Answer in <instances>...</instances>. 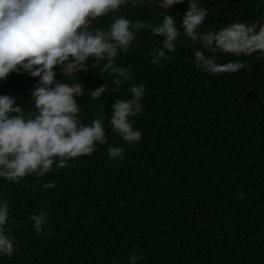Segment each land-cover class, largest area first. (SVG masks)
I'll return each instance as SVG.
<instances>
[{"label":"trees","instance_id":"16d2710c","mask_svg":"<svg viewBox=\"0 0 264 264\" xmlns=\"http://www.w3.org/2000/svg\"><path fill=\"white\" fill-rule=\"evenodd\" d=\"M198 3L207 9L201 33L235 22L264 24L257 17L259 0ZM187 10L189 0L170 9L160 8L159 0H127L89 25L90 31H108L123 16L156 26L172 15L180 36L170 59H161L163 67L151 63V53L164 37L143 28L115 57L114 66L131 69L132 78L121 85L103 71L105 60L90 57L88 71L70 77L55 67L57 81L81 83L78 117L89 125L100 113L106 143L64 168L57 159L42 177L0 178V203L9 204L4 230L15 242L13 255L0 254V264H133V254L135 264H264V53L202 49L184 35ZM197 48L217 63L248 67L209 74L195 66ZM38 82L23 70L12 72L0 80V96L15 97L23 113L33 115L31 92ZM104 84L106 91L93 100L90 91ZM133 85H144L145 93L142 112L129 118L142 136L129 145L110 118L114 102L132 98ZM109 146L123 148V157L110 158ZM51 181L55 188L41 190ZM42 211L47 220L37 233L30 217Z\"/></svg>","mask_w":264,"mask_h":264},{"label":"clouds","instance_id":"9594fccd","mask_svg":"<svg viewBox=\"0 0 264 264\" xmlns=\"http://www.w3.org/2000/svg\"><path fill=\"white\" fill-rule=\"evenodd\" d=\"M142 0H132L133 4ZM184 0H159V7L170 9ZM127 0H0V80L12 72L21 70L39 82L32 90L35 114L26 115L10 95L0 96V178L19 182L35 173L45 176L58 159V168H64L73 158L91 155L97 143H106L103 117L93 119L91 124L81 123L78 114L80 105L76 97L84 95L81 83L70 85L56 80V66L64 76L78 71H88L87 61L95 63L105 60L103 71L117 78L121 85L132 78L131 69L114 66L118 50L127 52L129 45L140 29L164 37L162 47L153 49L151 63L161 67V59H170L168 53L176 50L180 31L172 15L164 16L156 26L123 16L114 20L108 31L99 28L89 30V25L98 17L119 11ZM207 9L198 0H189V10L183 16L184 35L201 48L212 53H231L236 56L264 53V24L259 21L251 25L235 22L217 31L201 33L197 29L203 24ZM201 48L194 50L195 66L209 74L236 73L248 65L241 61L217 63L216 56H208ZM167 50V52L165 51ZM123 78V79H121ZM104 84L90 91L93 100L106 91ZM115 91V89H113ZM132 98L120 99L112 104L110 124L115 132L129 145L140 141L142 133L135 130L131 116L142 112L141 99L144 85H133L129 89ZM110 158H122L121 147L109 146ZM55 181L42 185L41 190L55 188ZM241 193L240 198H243ZM47 212L32 215L35 231L40 233L47 220ZM9 219V204L0 203V254L11 257L14 240L5 232ZM129 259L135 264V254ZM115 264V261L113 262Z\"/></svg>","mask_w":264,"mask_h":264},{"label":"water","instance_id":"95a60500","mask_svg":"<svg viewBox=\"0 0 264 264\" xmlns=\"http://www.w3.org/2000/svg\"><path fill=\"white\" fill-rule=\"evenodd\" d=\"M262 6H263V1L259 0L258 10H257V17L259 18L260 21L264 22V19L261 18Z\"/></svg>","mask_w":264,"mask_h":264}]
</instances>
